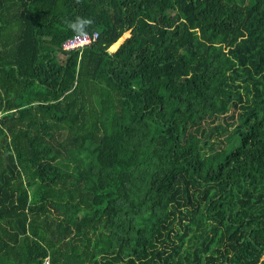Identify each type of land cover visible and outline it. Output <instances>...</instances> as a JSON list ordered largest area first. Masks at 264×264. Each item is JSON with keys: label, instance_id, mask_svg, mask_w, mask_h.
Segmentation results:
<instances>
[{"label": "trees", "instance_id": "obj_1", "mask_svg": "<svg viewBox=\"0 0 264 264\" xmlns=\"http://www.w3.org/2000/svg\"><path fill=\"white\" fill-rule=\"evenodd\" d=\"M46 259L264 264V0H0V264Z\"/></svg>", "mask_w": 264, "mask_h": 264}, {"label": "built area", "instance_id": "obj_2", "mask_svg": "<svg viewBox=\"0 0 264 264\" xmlns=\"http://www.w3.org/2000/svg\"><path fill=\"white\" fill-rule=\"evenodd\" d=\"M96 39V33L89 34L83 38H77L76 35L72 36L71 38L66 39L61 44V50L63 51H71V50H80L83 47L89 45ZM43 264H49L48 260L46 259Z\"/></svg>", "mask_w": 264, "mask_h": 264}, {"label": "clouds", "instance_id": "obj_3", "mask_svg": "<svg viewBox=\"0 0 264 264\" xmlns=\"http://www.w3.org/2000/svg\"><path fill=\"white\" fill-rule=\"evenodd\" d=\"M91 23V19L77 17L74 22H68V27L76 34L77 38H83L87 35L86 29Z\"/></svg>", "mask_w": 264, "mask_h": 264}, {"label": "rangeland", "instance_id": "obj_4", "mask_svg": "<svg viewBox=\"0 0 264 264\" xmlns=\"http://www.w3.org/2000/svg\"><path fill=\"white\" fill-rule=\"evenodd\" d=\"M128 36V33H124L113 45H111L108 49H107V52L108 53H111L112 51H114L116 49V47L122 42V40H124L126 37ZM114 46V47H113ZM232 114V109L223 117H227V116H230ZM225 121H228V123L230 122V120L228 118L225 119ZM217 124H220V125H224V121H223V118H218L217 120H215L213 122V125H217Z\"/></svg>", "mask_w": 264, "mask_h": 264}, {"label": "water", "instance_id": "obj_5", "mask_svg": "<svg viewBox=\"0 0 264 264\" xmlns=\"http://www.w3.org/2000/svg\"><path fill=\"white\" fill-rule=\"evenodd\" d=\"M8 153H5V155H4V159L6 158V155H7Z\"/></svg>", "mask_w": 264, "mask_h": 264}, {"label": "crops", "instance_id": "obj_6", "mask_svg": "<svg viewBox=\"0 0 264 264\" xmlns=\"http://www.w3.org/2000/svg\"><path fill=\"white\" fill-rule=\"evenodd\" d=\"M124 40H122V42H123ZM117 48V47H116Z\"/></svg>", "mask_w": 264, "mask_h": 264}]
</instances>
